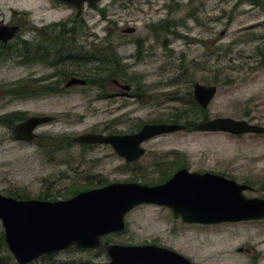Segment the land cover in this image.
<instances>
[{
	"label": "rangeland",
	"instance_id": "obj_1",
	"mask_svg": "<svg viewBox=\"0 0 264 264\" xmlns=\"http://www.w3.org/2000/svg\"><path fill=\"white\" fill-rule=\"evenodd\" d=\"M263 4L264 0H102L87 9L86 24L96 40L117 48L123 58L125 69L121 67L118 78L133 88L128 99H102L89 91L14 101L10 90L27 83L16 79L22 75L5 59L0 63V194L66 200L112 183L156 182L160 176L154 166L161 169L171 163V172L186 165L192 172L222 174L251 186L253 190L245 193L248 198H264V134L194 130L206 117H230L264 127ZM70 13L53 0H0V26L54 24ZM124 27L135 32L123 34ZM107 60L105 70L118 71L111 67L112 59ZM110 82L111 78H96L80 88H113ZM196 83L218 86L206 110L194 99ZM20 113L54 116L56 121L36 131L37 141L20 142L11 128V116ZM175 122L189 129L145 142L146 154L136 165H128L111 145L72 142L86 133L135 134L146 124ZM112 244L163 246L194 264H264V220L187 224L166 207L142 205L126 216V230L105 237L98 249L71 247L30 264H106V247ZM9 264H17L14 257Z\"/></svg>",
	"mask_w": 264,
	"mask_h": 264
},
{
	"label": "water",
	"instance_id": "obj_2",
	"mask_svg": "<svg viewBox=\"0 0 264 264\" xmlns=\"http://www.w3.org/2000/svg\"><path fill=\"white\" fill-rule=\"evenodd\" d=\"M59 1L78 7L81 13L85 3L94 7L101 0ZM17 29L1 25L0 39H12ZM127 32L133 33L135 29ZM68 85H86V81L73 79ZM123 87L131 89L130 85ZM217 92L218 86L200 83L194 86V98L205 110ZM52 120L49 116L29 117L15 127L16 138L33 141L37 137V127ZM187 129L188 126L181 123L146 124L138 133L131 135L86 133L75 137L73 142L111 145L120 157L132 162L146 154V149L142 147L145 142ZM194 130L236 136L264 134L263 126L230 117L202 120ZM251 190V186L224 176L191 173L184 169L163 185L112 183L80 192L66 200H22L0 194V221L4 227L6 245L17 264H30L71 247L98 249L104 237L126 230L127 214L141 205L167 207L176 219L181 218L187 224L213 225L264 220V198H248L245 193ZM106 252L110 257V262L106 264H194L172 249L152 244H112L106 247Z\"/></svg>",
	"mask_w": 264,
	"mask_h": 264
},
{
	"label": "flooded vegetation",
	"instance_id": "obj_3",
	"mask_svg": "<svg viewBox=\"0 0 264 264\" xmlns=\"http://www.w3.org/2000/svg\"><path fill=\"white\" fill-rule=\"evenodd\" d=\"M53 2L55 3V6H60L71 10V13L66 18V20L59 21L54 24L45 23L42 25H21L20 23L7 25L8 27H17L18 29L13 35L12 39L8 41L0 39V63L9 58L10 61H12L11 65L13 69L20 72L22 75L16 79L25 80L27 83L25 86L19 85L20 83H17L15 88L10 90V96L13 97V99H16L14 101L35 102L39 101V97H59L66 94H72V92L82 93L89 91L98 92L102 99L131 98V95L129 94L133 90L132 86L130 85L131 89H125L123 86L129 84L123 83L121 79L118 78L122 75V72H120L121 69H125V67L121 66L123 58L119 56V50L110 46V44H108L106 41H97V36L94 34V30L86 24L85 18L87 9L98 6L90 7L88 4H85L83 11L80 13L79 8L76 6L59 0H53ZM232 21L233 18H230L228 23L230 24ZM129 29L132 28L124 27L120 30L123 34H130L127 32ZM107 59H112L109 61V63L111 62V67L118 71L105 70L106 62H108ZM104 72H106V76L104 75ZM107 73L109 75H107ZM103 77L105 79L111 78L110 84L113 88H99L96 90L80 88L87 86L90 80ZM73 79L85 80L86 85L69 86V82ZM64 81L65 85L62 86ZM3 96L4 91L1 89L0 99ZM33 116L41 117L47 115L37 114L30 116L28 114L20 113L11 116L14 118L12 120L13 126L11 128L13 129V134L16 141L28 142L25 140H18L16 138L15 127L19 123H22L29 117ZM49 117L53 118V120L49 123L56 121L54 116ZM47 124L37 127L36 131L40 127ZM36 135L37 137L33 141H37L39 139L40 136L37 133ZM142 157L132 162H128L125 158L123 159L128 165H136L139 163ZM172 167L173 166L171 163L162 165L161 169L158 168V165L154 166V170L158 172L160 176L156 182H142L139 180H132L122 183H138L145 186H158L168 182L181 170L186 169L191 173H197L190 171L186 165L176 167L174 168L173 172H171L170 168ZM135 169L139 170V166L133 168L132 170L135 171ZM206 173L224 176L214 172H202L199 174Z\"/></svg>",
	"mask_w": 264,
	"mask_h": 264
},
{
	"label": "trees",
	"instance_id": "obj_4",
	"mask_svg": "<svg viewBox=\"0 0 264 264\" xmlns=\"http://www.w3.org/2000/svg\"><path fill=\"white\" fill-rule=\"evenodd\" d=\"M256 3H260V2H256ZM202 112H203V110H202ZM204 120H208V118L206 117V118H204ZM175 123H178V122H175ZM47 140H50V138H48ZM55 142H57V141H55ZM14 198H18V199H29V198H26V197H17V196H14ZM8 250L9 249H8V247L6 245L4 236L2 235V236H0V264H9L11 262V259H13V256L11 254H9L8 256H3V252L4 251H7L8 252ZM3 257H6V258H3ZM5 260H6V262H5Z\"/></svg>",
	"mask_w": 264,
	"mask_h": 264
}]
</instances>
